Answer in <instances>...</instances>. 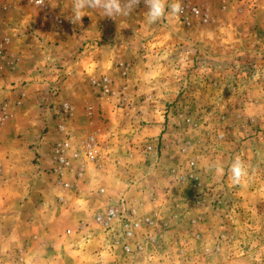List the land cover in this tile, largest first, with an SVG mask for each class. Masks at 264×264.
I'll return each mask as SVG.
<instances>
[{"label":"rangeland","instance_id":"obj_1","mask_svg":"<svg viewBox=\"0 0 264 264\" xmlns=\"http://www.w3.org/2000/svg\"><path fill=\"white\" fill-rule=\"evenodd\" d=\"M73 2L0 0V264H264V0H181L154 24L143 0L73 24ZM104 134V163L53 173L56 143ZM107 200L140 224L129 240L95 223ZM12 219L53 248L19 257Z\"/></svg>","mask_w":264,"mask_h":264},{"label":"built area","instance_id":"obj_2","mask_svg":"<svg viewBox=\"0 0 264 264\" xmlns=\"http://www.w3.org/2000/svg\"><path fill=\"white\" fill-rule=\"evenodd\" d=\"M107 91L108 89L105 87V92ZM63 116H70V111L66 106L63 107ZM83 157L87 163L94 164L101 162L102 156L100 153L99 144L95 137H85L81 148L72 147L70 142L66 139L56 143L53 149V158L55 162L53 173L56 174V176H60L65 169L70 171V173L71 171L75 170L73 177L75 178V175H77L79 178H81L83 176L82 174L85 170V167H83L81 163L80 167L78 168L79 170L77 168L72 169L73 167L70 168V161H82ZM63 185L65 188H68L71 184L65 183ZM100 192L103 193L104 190L101 189ZM123 206V203H119L115 207L106 209L103 213L96 214L94 221L97 225L102 227L103 231L108 233L111 232L110 234H112L111 229L114 224L120 222L123 237L129 240L133 237V235H135V232L140 227V224L134 219L135 217L132 214H124L125 209ZM123 246L125 250L130 249L126 244Z\"/></svg>","mask_w":264,"mask_h":264},{"label":"clouds","instance_id":"obj_3","mask_svg":"<svg viewBox=\"0 0 264 264\" xmlns=\"http://www.w3.org/2000/svg\"><path fill=\"white\" fill-rule=\"evenodd\" d=\"M35 5L40 6L43 0H31ZM140 0H74L73 11L70 22L76 24L84 17L85 9H99L104 17L113 19L118 16H127L138 4ZM146 8L145 18L149 24L160 21L165 15L179 17L183 12L181 0H173L171 4H167V0H143ZM167 9H170L166 12ZM230 179L233 183L239 184L247 175L244 162L237 156L230 166ZM216 172L223 174L222 166H216Z\"/></svg>","mask_w":264,"mask_h":264},{"label":"crops","instance_id":"obj_4","mask_svg":"<svg viewBox=\"0 0 264 264\" xmlns=\"http://www.w3.org/2000/svg\"><path fill=\"white\" fill-rule=\"evenodd\" d=\"M18 103L21 104L20 101H18ZM8 114V112L5 110V115ZM72 112L70 111V119L72 118ZM9 118V115L6 116V119ZM65 129L63 127L62 132H64ZM58 133H60V131H58ZM64 134V133H63ZM64 137V135H62ZM85 138V137H83ZM81 138V139H83ZM84 140V139H83ZM82 140V142H83ZM100 140L102 141L100 144V149L102 150V152L104 153V155L102 154V162L104 163V161L106 160V155L110 152V146H109V142H112V136L110 134H104L101 136ZM80 147H82L80 145ZM23 150V149H22ZM35 152H37V154H41V155H44V151L42 152L41 148H38V147H35L34 148ZM30 149L29 147H27V152H29ZM12 152V151H10ZM9 152V154H10ZM6 154V153H5ZM53 156V154H51ZM43 157H41L42 159ZM40 159V161H41ZM6 162L8 163V158L5 157V166H6ZM102 167V165L100 166V168ZM103 168V167H102ZM107 180L108 179H103V184H106L107 183ZM29 201H34L35 203L41 205L40 208L42 207V203L46 202V200L44 199V196L43 195H31L30 196V199ZM117 203L113 200H107L106 204L102 205L100 210H99V213H103L106 209H109L112 208V207H115L117 206L116 205ZM32 217V216H30ZM10 218V216L8 217ZM45 219H42V221H44ZM48 220V219H47ZM12 225L10 227L7 228L6 230V242L10 243V244H13L11 248H14L19 252V257L20 256H24V254L26 253L27 250H35V249H50V248H53V246L47 244V241H45L44 237H42L41 235L46 233L44 229H42V227H39L38 229L40 230L39 233L38 231H36L35 233H32L29 237L27 238H24V237H20V225L18 226V222L16 223L13 219H12ZM74 228V227H73ZM80 228V230H79ZM76 231H79L81 233H85L87 231V227L84 225L82 226L81 223H77V225L75 226ZM38 233V234H37ZM17 239L15 240H12V238H15L17 237ZM54 248H57V244H56V247L54 246ZM19 259V258H18Z\"/></svg>","mask_w":264,"mask_h":264}]
</instances>
